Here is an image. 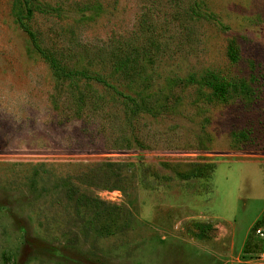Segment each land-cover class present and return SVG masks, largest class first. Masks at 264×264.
Returning a JSON list of instances; mask_svg holds the SVG:
<instances>
[{
  "label": "rangeland",
  "instance_id": "1",
  "mask_svg": "<svg viewBox=\"0 0 264 264\" xmlns=\"http://www.w3.org/2000/svg\"><path fill=\"white\" fill-rule=\"evenodd\" d=\"M257 228L264 0H0V264H264Z\"/></svg>",
  "mask_w": 264,
  "mask_h": 264
},
{
  "label": "trees",
  "instance_id": "2",
  "mask_svg": "<svg viewBox=\"0 0 264 264\" xmlns=\"http://www.w3.org/2000/svg\"><path fill=\"white\" fill-rule=\"evenodd\" d=\"M26 4L28 3V0H25ZM33 15V10L31 7L27 6L26 9V14H21L17 16V20L20 23L21 27L24 29V31L28 34L30 41L32 42V45L38 50V52L44 57V59L46 61H48L50 67L52 68V70L54 72H56V74L62 76V77H75L81 75L82 77H84L85 79H94L95 81L101 82L103 84H105L106 86L115 89V87H113V85L109 84L105 78L100 77V76H95V75H90L86 72H84L83 70L78 71V70H65L64 68H62L59 64L58 61L56 59V57L54 55H51L49 53H47L46 50L42 49L36 42V37H35V33L31 30V28L24 22V19H30ZM255 91V89H254ZM249 92L252 94L253 92L249 89ZM119 94H121L120 92H118ZM129 97V96H127ZM85 103V102H83ZM86 104V103H85ZM82 104V105H85ZM91 105V104H90ZM95 107V106H94ZM141 174V172H140Z\"/></svg>",
  "mask_w": 264,
  "mask_h": 264
},
{
  "label": "built area",
  "instance_id": "3",
  "mask_svg": "<svg viewBox=\"0 0 264 264\" xmlns=\"http://www.w3.org/2000/svg\"><path fill=\"white\" fill-rule=\"evenodd\" d=\"M255 231H256V234L260 237V239H262L261 241H262L263 248H262L260 255L264 258V229L257 228Z\"/></svg>",
  "mask_w": 264,
  "mask_h": 264
}]
</instances>
